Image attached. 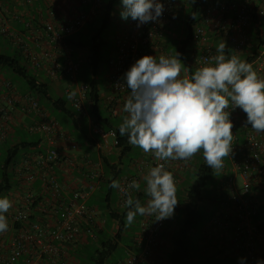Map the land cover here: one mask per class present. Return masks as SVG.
<instances>
[{
    "label": "built area",
    "instance_id": "1",
    "mask_svg": "<svg viewBox=\"0 0 264 264\" xmlns=\"http://www.w3.org/2000/svg\"><path fill=\"white\" fill-rule=\"evenodd\" d=\"M23 4L41 6L42 0H21ZM88 1V0H87ZM99 4L100 0H92ZM165 6V11L160 22H149L137 27V22L129 20L130 34L117 39L116 51L109 60V86L112 94L105 99L107 108L116 119L124 117V105L130 95V89L123 83V76L135 61L145 55L152 56L153 46L160 47L162 41V28L165 23L176 21L178 18V4L176 0H159ZM230 5L226 2L209 4L205 11V24L196 31V44L191 48L193 66L197 70L206 66L209 58L217 55L213 49L201 51V44L208 41L206 24L214 13H226ZM264 16V7L260 9ZM251 10L247 7L236 8L231 20L222 22L217 29L223 33L234 51L251 50L253 37L250 31ZM90 16L82 13L70 18L63 24H43L45 37L51 47H45L44 40L38 33L36 22L32 19L23 21L17 12H11L0 2V34L18 47L23 56L31 65L39 70H45L51 78L69 79L66 94L72 98L73 108L80 116L90 118L88 105L90 103V86L79 81L80 64L73 58L71 44L68 38L80 32L88 23ZM23 23L24 29L17 27V23ZM166 58V54H162ZM253 70L258 78L264 73V29L262 30V43L258 50L253 49L251 56ZM191 78L187 69L183 68L180 78ZM225 112H230V120L233 122V140L228 156V169L223 187L228 200L236 208L234 219L236 220L235 240L239 252L244 258V264H253L260 257L256 245V238L264 239V209L253 204L248 196L253 191V186L264 179V133L257 132L247 124V117L242 114V109L236 107L231 101ZM0 140H4L8 125L16 108L24 112L36 113L43 117L42 121L32 126V130L46 136L48 150L44 154L36 156L33 165L28 160L19 164L20 172L29 177L30 181L41 174L45 184L49 188L50 202L53 211L57 213L56 219L51 217L37 218L34 210L37 208V199L29 196L26 202L16 212L6 215L8 224L14 228L13 235L9 239L7 248L0 244V264H68V246L78 245L81 235L85 232L94 238V229L98 226L99 210L89 204L97 185L103 174L94 170L91 174L92 182L72 192L69 199L62 196V186L53 171L55 165L67 162L75 167L77 160L74 157L66 160L62 144L68 143L72 150H78V143L70 134L60 131L58 121L46 114L40 102L31 96H21L11 81L0 82ZM92 146L99 152L114 153L120 145V135L115 129L106 130L103 126L92 121ZM198 153V152H197ZM196 153V154H197ZM195 154V155H196ZM188 159L160 160L150 152L151 158H139L134 163V173L123 175L117 188L118 205L125 207L127 195L121 189H126L135 198L143 192L145 170H149L159 164H163L165 170L173 173L175 185L180 183V175ZM66 160V161H65ZM172 161V162H170ZM32 166L35 172L31 171ZM175 166V167H174ZM241 179V183L239 182ZM136 180L140 191L128 189V184ZM150 198V197H149ZM259 218V221L257 219ZM169 218L157 221L156 215H148L142 223V230L136 237L137 252H128L127 255L112 264H172L170 259L163 256L160 245L164 238V229ZM214 224H220L219 218L212 220ZM86 227V231L84 230ZM241 264V259L239 261Z\"/></svg>",
    "mask_w": 264,
    "mask_h": 264
},
{
    "label": "crops",
    "instance_id": "2",
    "mask_svg": "<svg viewBox=\"0 0 264 264\" xmlns=\"http://www.w3.org/2000/svg\"><path fill=\"white\" fill-rule=\"evenodd\" d=\"M178 4V15L179 24L172 25L170 23H165L162 28V41L160 43V47L153 46L152 48V56H155L157 59L162 56V54H166L170 57L167 49L175 42V39L184 35L183 31V20L186 16V1L177 0ZM0 2L6 6L11 12H17L22 17L23 21H28L30 19L36 22V28H38V33L41 35L44 40L45 47H51L49 41H47L44 30L42 28L43 24L53 23V24H63L68 21L70 18L85 13L90 16V19L86 26L77 34L79 35L81 44L86 45L87 39L91 35L94 34L95 29L100 27L101 19L104 15L103 9V0H100L99 4H96L92 0H42L41 6H30L28 4H23L21 0H0ZM121 4L118 6L116 10V14L112 20L114 24V32H115V42L111 40H106L109 42L108 45V64L110 58L116 51L117 39L119 37H125L130 34V26H129V18L127 21L123 20L120 16ZM233 18L230 16H225V13H214L208 20L206 24L207 30V38L208 41L206 44H201V51H206L207 49H213L216 51L218 45L225 41L228 42L226 37L217 29V26L222 24V22H226ZM17 27L21 30L24 29L23 23H17ZM92 32L90 34L89 32ZM10 42V41H9ZM11 47L18 51V47H16L12 42ZM167 48V49H166ZM72 54L73 58L80 64V70L84 71L87 66L88 60L87 57L89 55L88 46H72ZM233 49V48H232ZM248 54L240 56L243 51H232V55L238 56L241 60L247 61L249 60V56L253 55V50L248 49ZM217 52V51H216ZM245 58V60L243 59ZM252 58L250 57V61ZM34 69V68H33ZM36 70V69H35ZM38 76L44 81H58L63 82L64 79L68 81L69 79L66 77H62L59 79H54L48 76L45 70H36ZM109 69L102 79H100L101 84V92L104 96V100L110 94H112V90L109 86L108 81ZM260 79H264V73L261 75ZM14 80L10 75L8 69L0 68V82L11 81ZM24 91L22 88L21 91ZM67 95V94H66ZM72 105V98L67 95ZM4 103V100H0V105ZM73 106V105H72ZM46 114L50 117H54L59 124V129L66 134H70L72 138L78 143L79 149L72 150L68 143L62 144L64 155L66 160L68 158L74 157L77 160V165L75 167H71L67 162L61 163V165H55L53 167V171H49L52 175H55L61 186H62V196L65 199H69L72 195V192L78 188H82L86 184L92 182L91 174L94 170L98 171L100 174H104L103 169V158L104 156H110V153L107 152H99L94 146H92L93 138L91 136L92 133V119L87 116H80L77 114L76 119H71L68 117H62L60 114L55 113L54 111H50L48 109L44 110ZM242 114L247 117L246 113L242 110ZM59 117V119H58ZM80 118V121L78 119ZM43 117L41 115L35 113L24 112L20 108H16L13 112L12 119L8 125V129L6 132V137L4 140H0V183L3 179L1 173L3 172V164L7 156L9 155V149L17 144L26 143V144H37L36 148H31V150L25 152L20 158V164L25 160H28L31 165H33L36 156L39 154H44L48 150V141L45 135L40 132H36L32 130V126L41 122ZM120 124L123 122V117L116 120ZM136 152L131 156V161L128 162V169H126L127 174L134 173V163L135 160L139 158H151L150 152L145 153L138 146H135ZM113 154V153H112ZM65 160V161H66ZM195 161V157H193L189 164L185 166L184 170L180 175V183L176 186L177 192V200L178 203L174 209V215L169 218L168 223L164 229V238L161 242L159 251L163 256L169 258L171 252L174 249V239L180 230L183 228V220L184 216L181 214V203H184L183 199L184 191L182 189L183 183H195V179L193 180L190 176V171H194L193 163ZM172 162V161H170ZM228 156L223 159V168L219 169L217 173L221 175V182L226 174H230L228 169ZM173 163V162H172ZM126 167V165H125ZM175 167V166H174ZM32 172L34 167L31 168ZM149 170H145V175H147ZM24 173L20 172L17 167L14 171V181L10 190L5 193L4 197L7 196L10 200L11 207L6 215H10L16 212L23 204L26 202L29 196H32L37 199V208L34 210V214L37 218H42L44 216L51 217L56 219L57 213L52 207L49 196V188L45 184L43 177L41 174L35 177L32 181L29 180ZM102 178L100 179L99 184L97 185L96 191L99 190ZM241 183V179H239ZM146 188V182L144 184V189ZM144 193L143 206H147V202L150 199ZM95 191V192H96ZM118 194V193H117ZM249 200L253 204H257L262 209H264V179L257 182L253 186V191L250 196H248ZM119 208H121L119 206ZM123 209V208H121ZM208 209L206 211L210 214L208 220L203 217L202 211ZM198 221L194 224L193 234L190 238L189 248L194 252L195 256V264H239L240 259L242 258V254L239 252L236 240H235V229L234 225L236 220L234 219L236 208L231 202L228 200L227 195L224 190L220 191V195L217 196L216 199H212L210 204L205 202V199L198 204ZM105 216V215H104ZM148 217L146 215L137 214L134 218V222L131 226H127V230L131 228L136 229V235L131 237L128 245L134 242V247L132 249H128L125 246V256L128 252H137L138 248L136 246V237L141 232L142 223L145 218ZM214 218H219L221 223L214 224L212 220ZM259 221V218L257 219ZM106 223V221H104ZM13 226L8 224V229L4 232H0V244L3 249L7 248L9 244V239L13 235ZM86 235L84 232L81 235V238ZM83 242V241H82ZM256 245L260 253V260H264V239L256 238ZM124 256V257H125ZM21 264H25L24 262ZM256 264V263H253Z\"/></svg>",
    "mask_w": 264,
    "mask_h": 264
},
{
    "label": "clouds",
    "instance_id": "3",
    "mask_svg": "<svg viewBox=\"0 0 264 264\" xmlns=\"http://www.w3.org/2000/svg\"><path fill=\"white\" fill-rule=\"evenodd\" d=\"M165 6L159 0H121L120 16L131 18L137 27L160 22ZM226 42H221L217 55L191 78H180L183 62L180 53L172 57L145 55L135 61L123 76L130 89L124 105L120 136L145 153L153 152L160 160L188 159L203 149L207 166L213 171L223 168V158L230 155L233 122L225 112L231 101L247 115V124L264 133V79L258 78L253 65L238 56L229 57ZM147 206L126 190L128 208L126 226L139 215H156L164 220L174 215L178 203L173 173L163 164L150 169L144 176ZM110 187L121 188L118 180ZM128 189L140 191L132 180ZM11 207L7 196L0 198V232L8 229L5 213ZM244 264V258H241ZM256 264H264L258 259Z\"/></svg>",
    "mask_w": 264,
    "mask_h": 264
},
{
    "label": "trees",
    "instance_id": "4",
    "mask_svg": "<svg viewBox=\"0 0 264 264\" xmlns=\"http://www.w3.org/2000/svg\"><path fill=\"white\" fill-rule=\"evenodd\" d=\"M186 1V16L183 20L184 35L175 39V42L167 49L170 57L175 55V52L180 53L179 59L183 62V68L187 69L190 76H193L197 71L193 66L191 57V48L196 44L195 36L198 27L205 24V11L209 4H220L226 2L230 5V9L225 13V16H234L236 8L247 7L251 10V26L250 31L253 37L252 49L258 50L262 43V30L264 29V16L261 14V7L264 0H182ZM176 2H178L176 0ZM121 0H103L104 15L101 19L100 27L94 30V34L87 39V44H81L79 35H74L68 38V42L72 46H88L89 55L88 63L84 71L79 72V81L90 86V103L88 105L90 118L92 121L103 126L106 130L115 129L119 134V125L116 118L112 116L106 106L104 96L101 92V84L98 76V71L101 63L104 61V53L109 45L104 37L105 31L110 27L114 15ZM179 12V9H178ZM179 15L176 21H171L170 24L178 25ZM180 25V24H179ZM6 39V38H5ZM8 40V39H7ZM10 41V40H8ZM11 42V41H10ZM226 53L229 57L232 55V46L229 42L226 43ZM249 60L246 62L250 63ZM0 68L8 69L9 75H16L19 79L11 80L16 87L17 92L21 96L34 97L40 102L43 111L48 109L60 114L62 117L71 119L77 118V111L73 108L68 97H55L51 92L50 81L41 79L36 70H39L31 65V63L23 56L20 49L15 55L3 53L0 51ZM34 68V69H33ZM36 69V70H35ZM40 71V70H39ZM24 89V91L21 89ZM34 113V112H32ZM36 114V113H35ZM59 119V117H58ZM80 121V118L78 119ZM120 135V134H119ZM37 144L20 143L9 149V155L3 164V177L0 183V198H3L5 193L11 189L14 181V171L20 164L22 155L36 148ZM136 152L135 146L129 144L127 136H120V145L116 152L110 156H104L102 184L96 191L89 204L106 213L107 227H96L94 229L95 237H89L85 232V240L79 242L78 245L68 246V252L72 255L78 264H109L112 256L119 250L121 243L124 240V235L127 231L126 218L128 208H119L117 189L110 187L113 180H118L125 175L126 161ZM197 153L196 155H198ZM195 155V156H196ZM194 156V157H195ZM131 160H129L130 162ZM193 176L195 183L188 182L182 184L184 191V203H181V214L184 216L183 228L174 239V249L171 252L169 259L172 264H195L194 252L189 248L190 238L193 234L194 224L198 221V204L204 198V188L214 178L218 170L213 171L206 164L204 156L193 163ZM146 195V194H145ZM144 193L137 194L135 198H139L143 206ZM37 205V202H36ZM116 223L117 229L114 234H110L111 225ZM86 231V227H84ZM130 240V239H129ZM126 243V248L134 247L131 243ZM81 241V240H80Z\"/></svg>",
    "mask_w": 264,
    "mask_h": 264
},
{
    "label": "rangeland",
    "instance_id": "5",
    "mask_svg": "<svg viewBox=\"0 0 264 264\" xmlns=\"http://www.w3.org/2000/svg\"><path fill=\"white\" fill-rule=\"evenodd\" d=\"M252 0H247V2H250ZM262 7H264V4L262 5ZM94 31V30H93ZM93 31L89 32L90 34L93 33ZM104 37L106 38V40H111L112 42H115L116 39H115V32H114V24L111 23L110 27L105 31L104 33ZM11 43L5 39L1 34H0V51L3 52V53H7V54H11V55H15L16 51L13 47H11ZM108 47L104 53V61L101 63V66L99 68V71H98V76L100 79H102L103 77H105L108 69H109V64H108ZM251 50L252 49V44H251ZM248 51L249 50H244L240 56H245L248 54ZM245 60V58H243ZM183 70V67L182 69ZM13 79H16L18 80L19 78L12 74L10 75ZM79 77V76H78ZM50 85H51V92L52 94L59 98V97H67L66 95V89L67 87L69 86V83L68 81H66V79H64L63 82H58V81H50ZM199 154L195 156V158H197V160L201 159L203 157V149H201L199 152ZM227 158L224 157L223 159ZM131 159V158H130ZM128 159L126 161V169H128V162L129 160ZM190 176L192 177V179L194 178L193 176V172L190 171ZM225 179V177H223ZM194 180V179H193ZM224 189L223 187V180L221 182V175L219 173H216V175L214 176V178L206 185V187L204 188V198H205V202L210 204L212 202V199H216L218 195H220V191H222ZM206 211H209L208 209L202 211L203 213V217L208 220L210 214ZM105 215V216H104ZM104 221H107V216H106V213L99 210V216H98V227H104L106 228L107 227V223H105ZM117 229V226H116V223H113L111 225V231H110V234H114L115 231ZM136 229L133 230V228H131L130 230H127L125 235H124V240L123 242L121 243V246L119 248V250L112 256L109 264H112L114 262H117L118 260L124 258L125 256V245L126 243L128 242V240L131 238V237H134L136 235ZM86 236L84 235L83 238H81V241H84L86 238ZM68 264H78V262L75 260V258L68 254Z\"/></svg>",
    "mask_w": 264,
    "mask_h": 264
}]
</instances>
